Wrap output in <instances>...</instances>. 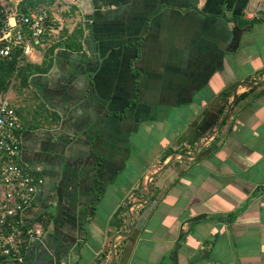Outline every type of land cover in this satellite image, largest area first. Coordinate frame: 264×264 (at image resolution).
<instances>
[{
  "label": "crops",
  "instance_id": "0c3cea01",
  "mask_svg": "<svg viewBox=\"0 0 264 264\" xmlns=\"http://www.w3.org/2000/svg\"><path fill=\"white\" fill-rule=\"evenodd\" d=\"M249 3L54 9L30 59L80 28L81 49L55 47L14 105L42 178L26 218L44 228L14 264H264V18Z\"/></svg>",
  "mask_w": 264,
  "mask_h": 264
},
{
  "label": "built area",
  "instance_id": "2783aa9c",
  "mask_svg": "<svg viewBox=\"0 0 264 264\" xmlns=\"http://www.w3.org/2000/svg\"><path fill=\"white\" fill-rule=\"evenodd\" d=\"M1 1L0 58L9 57L18 48L26 55L31 54L32 43L42 44L49 36L51 6L19 14L16 9L18 0H12L9 5ZM57 1L72 3L70 0ZM246 17L264 18V0H256ZM21 129L9 93L0 95V264L22 261L28 247L44 231L41 224L30 223L26 218V212L34 205L42 178L37 167L21 159Z\"/></svg>",
  "mask_w": 264,
  "mask_h": 264
},
{
  "label": "trees",
  "instance_id": "16d2710c",
  "mask_svg": "<svg viewBox=\"0 0 264 264\" xmlns=\"http://www.w3.org/2000/svg\"><path fill=\"white\" fill-rule=\"evenodd\" d=\"M60 6V1L57 0H18L16 5L17 12L19 14H28L31 11L39 10L47 5L50 7V18L53 15L54 7ZM2 1L0 0V28L2 25ZM49 23V21H48ZM80 28V26H79ZM81 29V28H80ZM74 30L69 36L61 41H57L44 50V59L41 63H36L32 61L26 54L23 53L21 48L14 49L9 57L0 58V95L10 92L11 87L15 85V91L18 93L19 100L28 101L31 100L29 96L30 91H28V78L38 72H47L51 67V54L55 47H64L70 50H80L81 43L79 40L80 31ZM79 31L80 34L77 35ZM26 32V31H25ZM27 37V32L25 33ZM34 47H38L39 44L32 43ZM28 91V92H27ZM17 114L18 109L15 107Z\"/></svg>",
  "mask_w": 264,
  "mask_h": 264
},
{
  "label": "rangeland",
  "instance_id": "374dc122",
  "mask_svg": "<svg viewBox=\"0 0 264 264\" xmlns=\"http://www.w3.org/2000/svg\"><path fill=\"white\" fill-rule=\"evenodd\" d=\"M14 1V0H13ZM12 0H3V2H5V4H7L8 3V5L9 4H12V2H13ZM70 1H73V0H70ZM65 2V1H64ZM255 2H256V0H250V3H249V8L251 9V10H253V8H254V6H255ZM71 4V3H70ZM63 5H69V4H63ZM62 4L60 5V6H57V4L55 5V7H54V9H56V8H59L60 10L64 7ZM63 10V9H62ZM57 35V34H56ZM57 39H59V37L58 36H55L54 37V40H57ZM31 55L32 54H28L27 56H28V58H30L31 57ZM15 85H13V87H11V89H10V92H8L9 93V96H10V100H11V102L13 103V105H15L16 106V100L17 99H19V97H18V93L15 91V87H14Z\"/></svg>",
  "mask_w": 264,
  "mask_h": 264
}]
</instances>
